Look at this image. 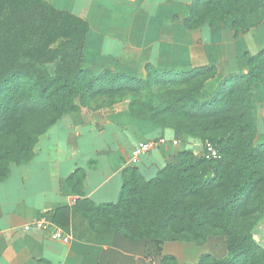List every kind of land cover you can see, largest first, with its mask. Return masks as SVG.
I'll list each match as a JSON object with an SVG mask.
<instances>
[{"label": "trees", "instance_id": "trees-1", "mask_svg": "<svg viewBox=\"0 0 264 264\" xmlns=\"http://www.w3.org/2000/svg\"><path fill=\"white\" fill-rule=\"evenodd\" d=\"M263 18L264 0H195L184 24L217 27L230 19L238 34ZM88 28L85 19L48 0H0V181L12 162L32 160L40 135L63 114L98 99L107 100L102 106L126 100L132 116L152 113V121L158 118L163 121L158 125L176 130L181 128L165 116H182L192 122L185 132L210 139L220 158L180 150L177 163L159 168L150 179L128 166L114 203L86 196V171L77 167L65 180L77 196L72 208L95 232L113 228L133 242L200 245L208 236L224 237L223 258L204 253L194 264H264V247L252 234L264 219V142H256L253 94L254 83L264 86V48L244 52L247 72L226 78L213 97L199 100L204 81L215 73L213 66L172 75L148 63L144 78L109 69L95 75L81 65ZM161 82L184 86L164 89L151 102L153 86ZM162 263L175 264L176 258L165 255Z\"/></svg>", "mask_w": 264, "mask_h": 264}, {"label": "crops", "instance_id": "crops-1", "mask_svg": "<svg viewBox=\"0 0 264 264\" xmlns=\"http://www.w3.org/2000/svg\"><path fill=\"white\" fill-rule=\"evenodd\" d=\"M194 1L48 0L88 22L82 67L95 75L109 69L144 78L148 63L172 75L213 66L215 73L204 81L198 96L208 100L223 80L247 72L244 52L255 54L264 48V18L238 34L230 19L217 27L203 23L189 28L184 19ZM253 94L257 137L264 138V86L254 83ZM101 104L91 102L90 107L63 114L40 135L30 162L10 164L8 176L0 181V264H163L165 255L175 257V264H194L204 253L223 258L227 248L222 235L208 236L200 245L133 242L113 228L95 232L72 208L77 196L65 180L77 167L86 171V196L97 203H114L124 168L136 166L150 179L159 168L177 163L180 150L203 155L200 137L140 120L130 114L128 102ZM161 137L164 142L131 161L134 146ZM42 217L52 225L36 226ZM55 229L70 239L63 242ZM252 234L264 247V219Z\"/></svg>", "mask_w": 264, "mask_h": 264}, {"label": "built area", "instance_id": "built-area-1", "mask_svg": "<svg viewBox=\"0 0 264 264\" xmlns=\"http://www.w3.org/2000/svg\"><path fill=\"white\" fill-rule=\"evenodd\" d=\"M164 138H158L156 140H148L144 142H139L136 146H134L132 151V162H136L137 158L141 155L147 153L151 148L157 146L158 144L164 142ZM203 157L206 159H218L220 158V155L217 151V149L209 142L205 141L203 145ZM35 225L38 227H50L52 224L45 218H39L35 221ZM55 236H57L59 239H61L63 242H67L70 239V236L66 233L64 234H57L58 229L54 230Z\"/></svg>", "mask_w": 264, "mask_h": 264}, {"label": "rangeland", "instance_id": "rangeland-1", "mask_svg": "<svg viewBox=\"0 0 264 264\" xmlns=\"http://www.w3.org/2000/svg\"><path fill=\"white\" fill-rule=\"evenodd\" d=\"M169 78H171V77L169 76ZM177 78H180V77H177ZM183 86L184 85L183 84L182 85L179 84V82H169V83L168 82H161L160 84H156L155 86H153V91H154V95L155 96H153L154 100H151V102L152 101H156V99L159 97V95L161 94V92L164 89H169L171 87L177 89V88H181ZM132 95L133 94H128L127 96H132ZM142 98L145 99V100L147 99L145 96H143ZM98 102H107V100L103 99V101H102L101 99H98ZM123 102H127V101L124 100ZM151 114L152 113H150V114L149 113L140 114L142 118H138V119L146 121L147 123H151V124L152 123L160 124V123L163 122L162 120H160L158 118L155 120V122L152 121ZM165 118H167V122L171 123L173 126L177 125L178 127L181 128L180 130L182 132L188 134L187 132H185V130H187L192 124V122L189 119L183 118L182 116H180V117L179 116H165ZM160 126H162V125H160ZM190 135H192V134H190ZM205 141H209L210 143H213V142L210 141V139L206 138L204 141H202L203 145H204ZM263 141H264V138H258L257 137V140H256L257 143H260V142H263Z\"/></svg>", "mask_w": 264, "mask_h": 264}]
</instances>
